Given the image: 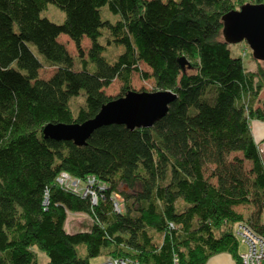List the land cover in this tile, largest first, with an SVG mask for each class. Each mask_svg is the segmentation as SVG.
Wrapping results in <instances>:
<instances>
[{
	"label": "trees",
	"instance_id": "1",
	"mask_svg": "<svg viewBox=\"0 0 264 264\" xmlns=\"http://www.w3.org/2000/svg\"><path fill=\"white\" fill-rule=\"evenodd\" d=\"M245 2L264 0H0V264H38L34 247L45 264H204L222 251L242 264L234 224L264 237V159L250 129L264 121V67L231 53L221 16ZM47 3L61 22L41 15ZM102 6L117 17L102 18ZM102 29L122 47L112 62ZM44 65L54 67L46 78ZM134 72L176 94L150 127L102 125L83 145L43 136L47 122L93 117L113 98L104 87L120 80V96ZM67 212L89 227L68 232Z\"/></svg>",
	"mask_w": 264,
	"mask_h": 264
},
{
	"label": "water",
	"instance_id": "2",
	"mask_svg": "<svg viewBox=\"0 0 264 264\" xmlns=\"http://www.w3.org/2000/svg\"><path fill=\"white\" fill-rule=\"evenodd\" d=\"M222 36L227 43L244 40L254 59L264 62V3L245 2L221 16ZM181 69L190 67L184 56L178 57ZM176 94L170 89L152 91L128 89L103 103L98 112L82 122H47L42 133L55 140H71L83 145L91 132L102 125L123 124L129 129L150 127L167 111Z\"/></svg>",
	"mask_w": 264,
	"mask_h": 264
},
{
	"label": "rangeland",
	"instance_id": "3",
	"mask_svg": "<svg viewBox=\"0 0 264 264\" xmlns=\"http://www.w3.org/2000/svg\"><path fill=\"white\" fill-rule=\"evenodd\" d=\"M100 13H101L102 18H109L111 20H114V18L117 17L116 14L110 13L108 9L106 8V6L101 7ZM41 15L46 16L47 18H49L50 20L54 22H61L64 18L63 11L60 10L53 3H47L46 7L41 10ZM107 33H108L107 29H102V35L99 37V41L105 46L102 54L105 56V58L109 62H112L116 54H118L121 51L122 47L119 45H114L112 41L107 42L106 40L107 38H109V35H107ZM58 40L66 46L69 52H71L72 54L76 53L73 42L66 35L64 34L59 35ZM229 44L231 48V53L235 55L237 54L241 55L244 65L248 67L249 69L255 70L256 66H258L257 68L264 67V62L260 60L254 61L251 58V49L249 48V46L246 44L244 40L240 42H236V43H229ZM81 45L84 49H86L89 46V40L87 38H83L81 41ZM30 48L35 53V55L40 59V61L43 62L44 61L43 56L37 51L36 47L31 43H30ZM140 67L142 70L150 71V68L147 67L143 63L140 64ZM53 70H54L53 66L44 65L39 70V75L41 77L46 78L53 72ZM120 89H121L120 80L114 79L108 86L104 87V92L108 96L116 97L120 93ZM129 89H135L136 91H140L141 89L145 91H152L154 90L153 80L152 78L142 79L139 77V75L136 72H134L131 76V85ZM260 95L264 97V86L261 90ZM81 98L82 96H78L74 100H72L71 102L72 106L73 105L75 106L78 102H81ZM261 142H264V140H260V141L258 140L257 144ZM263 159H264V155H263ZM73 180L74 179L70 177H66L65 179L66 185L71 186V187L76 186L75 190H83V194L89 192L85 189L86 184H79L78 182L75 183ZM119 189L121 191L129 192L127 187L122 184L119 186ZM91 194L93 196V193ZM115 197L117 200L119 201L121 200V197L119 196V194H115ZM262 220L264 221V212L262 213ZM90 222L91 220L89 216H87L85 213L67 212L64 225H65V229L68 232H75V231L86 230L89 227ZM236 224L237 223H235L234 225L236 226ZM235 226L233 227L235 228ZM239 243H240L239 249L242 250L244 248L243 243L241 242ZM76 249H77V253L79 256H84L85 246L83 243L76 244ZM34 250H36L38 264H45L47 258L44 255V253L38 251L35 247H34ZM90 261L92 264H96V263L101 262L102 258L98 256V257L91 258Z\"/></svg>",
	"mask_w": 264,
	"mask_h": 264
},
{
	"label": "built area",
	"instance_id": "4",
	"mask_svg": "<svg viewBox=\"0 0 264 264\" xmlns=\"http://www.w3.org/2000/svg\"><path fill=\"white\" fill-rule=\"evenodd\" d=\"M257 150L260 156L264 155V142L257 144ZM68 177L66 174H62L59 179L63 181ZM73 179V178H72ZM75 183L78 180H73ZM92 181V179H91ZM91 181L89 183H91ZM73 182V183H74ZM89 184L85 185V189L93 193L89 187ZM235 226V225H234ZM233 233L238 240L243 243L244 249L239 253V259L242 264H264V237L256 234L246 225L237 223L235 228L233 227ZM98 264H129L125 259L121 258H107L99 262Z\"/></svg>",
	"mask_w": 264,
	"mask_h": 264
},
{
	"label": "crops",
	"instance_id": "5",
	"mask_svg": "<svg viewBox=\"0 0 264 264\" xmlns=\"http://www.w3.org/2000/svg\"><path fill=\"white\" fill-rule=\"evenodd\" d=\"M251 133L256 141L264 138V121L252 120L250 122ZM204 264H238L235 258L228 252L222 251L211 255Z\"/></svg>",
	"mask_w": 264,
	"mask_h": 264
}]
</instances>
